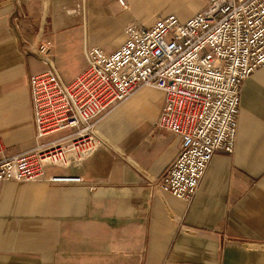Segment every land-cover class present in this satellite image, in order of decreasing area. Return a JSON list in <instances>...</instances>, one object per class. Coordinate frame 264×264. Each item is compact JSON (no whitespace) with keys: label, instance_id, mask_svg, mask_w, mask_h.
<instances>
[{"label":"crops","instance_id":"crops-1","mask_svg":"<svg viewBox=\"0 0 264 264\" xmlns=\"http://www.w3.org/2000/svg\"><path fill=\"white\" fill-rule=\"evenodd\" d=\"M126 2L121 13L118 0H0V159L36 146L30 81L48 67L35 42L51 43L71 82L87 67V48L113 53L128 26L162 17L149 5L163 0ZM163 106L160 90L141 89L97 119L91 165L48 172L84 185L6 181L0 264H264V65L244 81L234 153L213 156L190 202L161 189L181 146L156 126Z\"/></svg>","mask_w":264,"mask_h":264},{"label":"built area","instance_id":"built-area-1","mask_svg":"<svg viewBox=\"0 0 264 264\" xmlns=\"http://www.w3.org/2000/svg\"><path fill=\"white\" fill-rule=\"evenodd\" d=\"M205 5L182 21L175 14L149 27L132 24L113 53L85 50L87 67L71 82L60 77L51 43L38 39L34 55L47 70L31 77L34 149L0 159V197L6 181L84 185L79 175L49 170L83 169L100 146L97 119L143 88L163 93L156 126L181 141L161 189L190 202L218 153L233 154L244 81L264 65V0H199ZM127 13L126 0H118ZM62 139L45 143L53 135ZM0 144V154H3Z\"/></svg>","mask_w":264,"mask_h":264},{"label":"rangeland","instance_id":"rangeland-1","mask_svg":"<svg viewBox=\"0 0 264 264\" xmlns=\"http://www.w3.org/2000/svg\"><path fill=\"white\" fill-rule=\"evenodd\" d=\"M181 5L183 12L179 14L177 10H179ZM204 7L205 5L201 4L199 0H163L161 4L149 5V11L157 17H163L169 14H175L177 16L179 14V18L184 20L195 12L197 14L199 11L203 10Z\"/></svg>","mask_w":264,"mask_h":264}]
</instances>
